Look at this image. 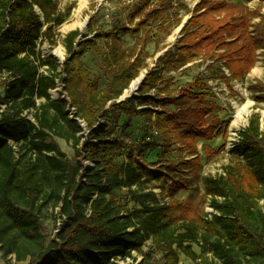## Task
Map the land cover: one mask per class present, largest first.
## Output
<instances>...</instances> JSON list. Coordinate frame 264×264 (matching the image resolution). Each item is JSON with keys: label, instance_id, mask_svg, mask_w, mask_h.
<instances>
[{"label": "trees", "instance_id": "16d2710c", "mask_svg": "<svg viewBox=\"0 0 264 264\" xmlns=\"http://www.w3.org/2000/svg\"><path fill=\"white\" fill-rule=\"evenodd\" d=\"M134 1L127 7L131 21L155 23L164 13L166 0ZM229 1L200 0L173 49L156 58L136 94L119 100L147 68V38L125 47L119 41L130 32L125 27L98 30L93 38L73 30L63 38L67 56L60 64L38 46L43 41L55 45L52 30L62 24L56 2L0 0L3 261L116 264L117 259L134 260V253L148 259L150 254L143 252L148 242L163 264H179L178 252L194 264L264 260V125L259 112L249 116L240 132L233 163L204 180L212 218L206 213L188 216L181 203L160 199L145 178L151 167L143 160L147 150L158 151V163L177 161L197 175L200 152L208 160L220 150L205 144L199 150L198 141L227 139L228 121L216 115L221 108L206 79L197 75L175 88L177 74L210 62L211 78L231 89L232 81H242L259 59L264 62V0ZM253 1L257 7L249 10L244 3ZM89 52L108 74L102 89L101 78L83 62ZM58 83L66 96L60 93L54 100L49 92ZM249 89L257 93V102L264 100V82ZM71 108L84 122L86 136L70 118ZM134 119L142 120L138 140L129 135ZM56 138L71 146L72 157ZM85 162L92 168L85 169ZM167 167L168 175H178ZM176 181L172 179L170 193L179 187ZM46 211L60 222L54 234L44 225Z\"/></svg>", "mask_w": 264, "mask_h": 264}, {"label": "rangeland", "instance_id": "374dc122", "mask_svg": "<svg viewBox=\"0 0 264 264\" xmlns=\"http://www.w3.org/2000/svg\"><path fill=\"white\" fill-rule=\"evenodd\" d=\"M57 4L58 16L62 24L60 26H54L52 30V37L55 41V45L51 46L47 41L39 42V51L42 55H52L56 60L62 64L67 54L63 46V38L71 31L78 30L81 35L87 37L94 36V33L98 30H108L112 26L125 27L130 32L126 35H120L119 41L125 46L130 47L137 45L141 40L147 38L146 52L148 57L145 59V66L140 73L147 72V69L154 66V62L157 56L162 55L165 51L173 49L174 44L180 36V33L176 32V29L181 23L191 15L194 8V4L199 0H166L165 10L162 17L155 23L144 22L139 19L131 21L130 7L135 3L134 0H53ZM233 4H243L240 0H230ZM249 10H254L257 7L256 2L245 4ZM100 42V40H97ZM61 52V55L57 53ZM84 64L90 70L91 74L95 77L101 78V86L104 84L103 80L108 79L106 74L99 63L96 56L89 52L85 58H83ZM140 75V74H139ZM200 75L207 81L208 86L211 88V92L214 94V100L220 106L222 113L220 118L225 122L228 121V129L241 130L246 126L249 116L253 112H259L262 117V123L264 125V100L256 101L257 93L254 94L249 88L256 81L264 82V62L259 59V62L255 65L252 71L242 81H232L231 89L222 83L220 80H214L211 78L209 71L206 70V64H196L185 73L177 74L176 86H180L185 82L192 79L194 76ZM4 77L0 75V83L3 82ZM61 84V83H59ZM129 87L127 88V90ZM3 93V87L0 86V96ZM51 98L59 97V94L66 96L63 86L50 92ZM29 119L32 118L29 116ZM133 126L135 130L130 132V139L138 140L141 135V119H134ZM131 130V128H130ZM243 130V129H242ZM220 141L215 147V150L220 149L218 154L210 159H206L204 154H201V169L199 174L196 175L195 170L190 167L180 165L177 161L158 163L156 154L157 150H147L144 154L143 160L146 163L151 164L149 171L145 174V178L148 179V187H157L159 192L155 191L159 198L165 201H177L183 205L181 208L190 217L199 216L203 217L205 213L209 218H212L213 212L209 209V199L205 195L204 180L205 178H214L220 174H223L224 167L233 163V154L226 150V140L219 138ZM61 150L68 156H73V150L71 146L60 139H55ZM200 142V141H199ZM157 162V163H156ZM168 166V167H167ZM163 167H167L171 170H176L178 175L172 177L171 175L163 177L158 175L162 173ZM165 170V169H164ZM187 170L190 172L188 173ZM185 171L186 173H184ZM164 174V173H163ZM178 181L179 187L175 192L170 193L169 187L172 179ZM49 210V208H48ZM50 211H46L44 214V225L46 226L49 234L54 233L56 228L55 220L53 216H50ZM193 250L200 254L198 246H193ZM143 252L149 253L148 259H143L142 255L134 253V260H130L129 264H163L162 256L160 252L155 251L153 244L148 242L143 247ZM179 264H194L189 258L178 252ZM0 260L1 258L0 254ZM3 264H26L25 262H16L14 257H10L4 260ZM216 264H219L216 262ZM257 264H264V260H259Z\"/></svg>", "mask_w": 264, "mask_h": 264}, {"label": "built area", "instance_id": "2783aa9c", "mask_svg": "<svg viewBox=\"0 0 264 264\" xmlns=\"http://www.w3.org/2000/svg\"><path fill=\"white\" fill-rule=\"evenodd\" d=\"M145 75V74H144ZM134 83V82H133ZM133 83L129 86V89L128 90H125L124 91V94H123V96H125V97H127V96H130L131 94H136V89L139 87V84H140V82L137 84V87L136 88H132V85H133ZM61 87V84H59L58 83V85H57V88L56 89H58V88H60ZM56 89H55V91H56ZM50 94V93H49ZM51 96V95H50ZM62 97H65L64 95H62ZM58 98V97H57ZM57 98H52V99H57ZM122 99H124V97H121L119 100H122ZM70 118H72V119H76L77 121H78V123H79V125L80 126H82L83 128H84V132H83V135L84 136H86L87 135V130L85 129V124H84V122L82 121V120H80V119H78V118H76L75 117V110L73 109V108H71L70 109ZM242 130H239V129H235V130H229V132H228V134H227V139H226V144H225V147H226V150L227 151H229V152H232L234 149H235V147H236V145L238 144V142H239V140H240V132H241ZM154 133V135H157V132H153ZM82 140H85V137L82 139ZM84 166H85V169L86 168H92V164L91 163H89V162H85L84 163ZM84 174H85V170H84ZM211 212H213V210L212 209H209ZM59 226H60V222L59 221H57V223H56V229H54V233L58 230V228H59ZM53 233V234H54ZM131 259H126V260H121V259H117L116 261H115V263L116 264H129L131 261H130Z\"/></svg>", "mask_w": 264, "mask_h": 264}, {"label": "crops", "instance_id": "0c3cea01", "mask_svg": "<svg viewBox=\"0 0 264 264\" xmlns=\"http://www.w3.org/2000/svg\"><path fill=\"white\" fill-rule=\"evenodd\" d=\"M199 1H200V0H199ZM199 1H198V2H199ZM198 2H197V3H198ZM253 2H256V3L258 4V1H253ZM197 3L194 4V7H195V5H196ZM250 3H251V2H250ZM244 4H248V3H244ZM193 9H194V8H193ZM255 9H256V8H255ZM255 9H254V10H255ZM192 11H193V10H192ZM191 13H192V12H191ZM262 13L264 14V3H263V7H262ZM190 16H191V15H189V17H190ZM189 17L185 19L186 22H187V20L189 19ZM185 20H184V21H185ZM184 21H183V22H184ZM256 21H257V20H255V22H256ZM183 22H182V23H183ZM182 23H181V25H180V28H181V26H182ZM184 25H185V24H184ZM182 28H183V27H182ZM180 31H181V30H180ZM180 31H179V33H180ZM87 55H88V54H86L85 56H87ZM157 57H158V56H157ZM157 57H156V58H157ZM84 58H85V57H84ZM83 62H84V61H83ZM258 62H259V61H258ZM209 64H210V62L206 63V66L209 65ZM256 64H257V63H256ZM218 66H219V65H218ZM190 69H191V68H190ZM190 69H189V70H190ZM222 69H223V68H222ZM189 70H188V71H189ZM206 70H207V69H206ZM223 70H224V72H225L226 74H228L227 71H226L225 69H223ZM207 71H208V70H207ZM251 71H252V70H251ZM251 71H250V72H251ZM179 74H182V73H179ZM92 75H93V74H92ZM214 80H215V79H214ZM216 80H218V79H216ZM190 81H191V79H190L189 81L185 82V83H189ZM103 83H104V84L101 86V81H100V88H101V89L105 87V85H106V83H107V80H103ZM185 83H184V84H185ZM230 84H231V83H230ZM37 102L40 103L39 101H37ZM219 107H220V106H219ZM221 111H223V110H220L219 112H217L216 115L218 116V118H219L221 121H223V120L220 118V113H222ZM31 121H32V120H31ZM247 124H248V121H247ZM247 124H246V126H247ZM246 126H245V127H246ZM245 127H243L242 129H244ZM242 129H241V130H242ZM56 139H59V138H56ZM60 140H62V139H60ZM62 141H64V140H62ZM218 141H220L219 138H216V139H214V140H212V141H205V142H203V141H200V142H199V141H198V144H197V145H198L199 150H200V148H201V146H202L203 144L208 145V146H210L211 148L215 149L214 146H217V144L219 143ZM64 142H65V141H64ZM65 143H66V142H65ZM163 173H164V174H163ZM159 174L162 175V178H163V177H167V176H169L164 170L162 171V173H159ZM154 191H157V193L159 192V190L157 189V187H155ZM3 262H4L3 260H0V264H3Z\"/></svg>", "mask_w": 264, "mask_h": 264}, {"label": "bare ground", "instance_id": "6f19581e", "mask_svg": "<svg viewBox=\"0 0 264 264\" xmlns=\"http://www.w3.org/2000/svg\"><path fill=\"white\" fill-rule=\"evenodd\" d=\"M179 31H180V26L176 29L177 33H179ZM57 53L61 55V52L57 51ZM144 74H145L144 72L140 73L138 79L133 83L132 88H136L137 87V84L142 80Z\"/></svg>", "mask_w": 264, "mask_h": 264}, {"label": "water", "instance_id": "95a60500", "mask_svg": "<svg viewBox=\"0 0 264 264\" xmlns=\"http://www.w3.org/2000/svg\"><path fill=\"white\" fill-rule=\"evenodd\" d=\"M185 23H186V20L182 23V26H181L180 30L182 29V27L184 26ZM145 74H146V73H145ZM144 76H145V75H144ZM144 76H143V78H144ZM138 77H139V76H138ZM143 78H142V80L140 81V83L143 81ZM137 79H138V78H137ZM137 79H136V80H137ZM136 80H135V81H136ZM135 81H134V82H135ZM138 89H139V87L136 89V93H137ZM122 97L125 98V96H122Z\"/></svg>", "mask_w": 264, "mask_h": 264}]
</instances>
